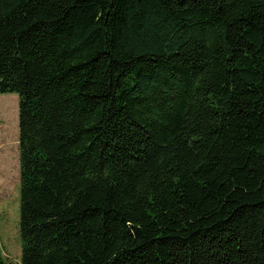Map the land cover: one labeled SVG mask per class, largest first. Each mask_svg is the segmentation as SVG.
Returning <instances> with one entry per match:
<instances>
[{"label": "trees", "instance_id": "16d2710c", "mask_svg": "<svg viewBox=\"0 0 264 264\" xmlns=\"http://www.w3.org/2000/svg\"><path fill=\"white\" fill-rule=\"evenodd\" d=\"M0 94L20 264H264V0H0Z\"/></svg>", "mask_w": 264, "mask_h": 264}, {"label": "rangeland", "instance_id": "374dc122", "mask_svg": "<svg viewBox=\"0 0 264 264\" xmlns=\"http://www.w3.org/2000/svg\"><path fill=\"white\" fill-rule=\"evenodd\" d=\"M18 96L0 94V160L12 164L0 172V250L4 264H20ZM17 154V166H13ZM5 184L2 188L1 184Z\"/></svg>", "mask_w": 264, "mask_h": 264}, {"label": "crops", "instance_id": "0c3cea01", "mask_svg": "<svg viewBox=\"0 0 264 264\" xmlns=\"http://www.w3.org/2000/svg\"><path fill=\"white\" fill-rule=\"evenodd\" d=\"M18 148H16V152H17ZM13 166H17V154H16V158L15 161L13 162ZM11 169H12V164L10 162H8L7 160H0V172H6L7 170L11 173ZM3 177L0 176V179H2ZM2 188H5V184H1Z\"/></svg>", "mask_w": 264, "mask_h": 264}]
</instances>
